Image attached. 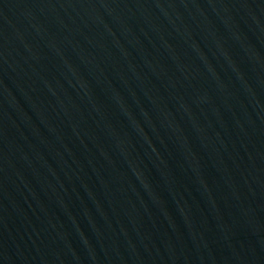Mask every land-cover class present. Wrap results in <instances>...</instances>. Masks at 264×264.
Masks as SVG:
<instances>
[{
  "label": "water",
  "instance_id": "1",
  "mask_svg": "<svg viewBox=\"0 0 264 264\" xmlns=\"http://www.w3.org/2000/svg\"><path fill=\"white\" fill-rule=\"evenodd\" d=\"M0 264H264V0H0Z\"/></svg>",
  "mask_w": 264,
  "mask_h": 264
}]
</instances>
